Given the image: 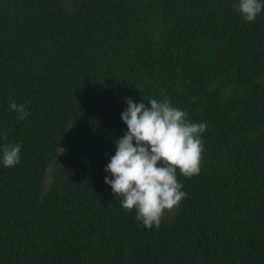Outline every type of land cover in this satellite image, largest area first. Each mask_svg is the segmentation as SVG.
Segmentation results:
<instances>
[{
	"label": "trees",
	"instance_id": "1",
	"mask_svg": "<svg viewBox=\"0 0 264 264\" xmlns=\"http://www.w3.org/2000/svg\"><path fill=\"white\" fill-rule=\"evenodd\" d=\"M234 4L0 0V145L22 144L0 165V264H264V13ZM126 97L206 122L199 174L177 171L187 196L151 228L104 180Z\"/></svg>",
	"mask_w": 264,
	"mask_h": 264
},
{
	"label": "clouds",
	"instance_id": "2",
	"mask_svg": "<svg viewBox=\"0 0 264 264\" xmlns=\"http://www.w3.org/2000/svg\"><path fill=\"white\" fill-rule=\"evenodd\" d=\"M243 20L255 22L264 13V0H235ZM121 119L127 128L114 141L115 152L104 165V177L120 206L135 210V219L145 227L159 226L166 209L179 205L187 196L180 174L191 177L200 172L204 150L202 134L206 122L192 121L187 113L167 98L126 97ZM9 107L23 120L28 110L23 103ZM3 135V133H0ZM21 143L0 145V165L14 167L21 161Z\"/></svg>",
	"mask_w": 264,
	"mask_h": 264
},
{
	"label": "rangeland",
	"instance_id": "3",
	"mask_svg": "<svg viewBox=\"0 0 264 264\" xmlns=\"http://www.w3.org/2000/svg\"><path fill=\"white\" fill-rule=\"evenodd\" d=\"M63 152H64V145L59 149L58 157H61ZM55 164L56 163L52 164L49 167V169L47 170L46 178H45V186H46V188H48L50 186V184L52 183L53 170H54ZM177 210H178V205L173 207L172 209H166L164 214H163V216H162L161 221L165 222L168 218L174 216V214L177 212Z\"/></svg>",
	"mask_w": 264,
	"mask_h": 264
}]
</instances>
